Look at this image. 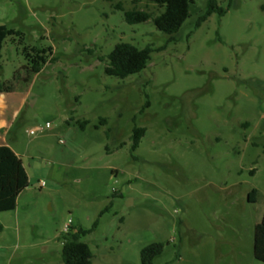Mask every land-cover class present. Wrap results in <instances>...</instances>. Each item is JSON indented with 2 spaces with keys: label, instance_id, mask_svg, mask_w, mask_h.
Wrapping results in <instances>:
<instances>
[{
  "label": "rangeland",
  "instance_id": "rangeland-1",
  "mask_svg": "<svg viewBox=\"0 0 264 264\" xmlns=\"http://www.w3.org/2000/svg\"><path fill=\"white\" fill-rule=\"evenodd\" d=\"M208 1L170 42L116 7L162 13L149 0H0V26L22 34L4 42L0 81L52 49L7 136L31 185L0 213V264H63L74 228L92 231V264H141L152 244L155 264H264V0H221L226 14L197 28ZM120 43L151 47L148 67L109 76Z\"/></svg>",
  "mask_w": 264,
  "mask_h": 264
},
{
  "label": "trees",
  "instance_id": "trees-1",
  "mask_svg": "<svg viewBox=\"0 0 264 264\" xmlns=\"http://www.w3.org/2000/svg\"><path fill=\"white\" fill-rule=\"evenodd\" d=\"M197 0H155L153 3L160 9L158 15L148 10H125L122 3L117 9L123 11L125 21L129 25L143 24L152 21L156 28L162 33L170 36V42L174 41V36L181 30L187 20L191 17V7ZM221 0H209L205 12L199 17L196 27L199 28L213 14L224 16V10L219 2ZM164 10V11H162ZM22 34L16 32L5 25L0 26V59L4 42L7 39H21ZM20 41V42H21ZM29 48H25L27 52ZM31 67L24 69L31 76L41 73L48 63V54L52 49L37 50L31 49ZM154 50L151 47L138 49L129 43L118 44L114 51L108 56V67L106 73L111 77L126 79L144 71ZM3 67L0 65V73ZM5 82L0 81V90L5 87ZM145 129L134 130V149H137L141 139L145 136ZM30 186V180L23 160L8 146L0 147V213L14 211L17 208V201L20 194ZM256 191L250 195L253 201ZM97 227V223L95 224ZM92 231L83 229H73L64 238L61 258L63 264H92V251L88 244L81 242V238ZM164 247L161 244H152L144 248L141 252V264H155V260L163 253ZM254 256L259 262L264 263V215L261 223L255 228L254 234Z\"/></svg>",
  "mask_w": 264,
  "mask_h": 264
},
{
  "label": "crops",
  "instance_id": "crops-1",
  "mask_svg": "<svg viewBox=\"0 0 264 264\" xmlns=\"http://www.w3.org/2000/svg\"><path fill=\"white\" fill-rule=\"evenodd\" d=\"M33 77H30L26 70L18 71L13 81H3L6 85L0 90V147H10L20 158V154L9 144L7 136L28 103V85ZM29 180L31 185V179L29 178Z\"/></svg>",
  "mask_w": 264,
  "mask_h": 264
},
{
  "label": "built area",
  "instance_id": "built-area-1",
  "mask_svg": "<svg viewBox=\"0 0 264 264\" xmlns=\"http://www.w3.org/2000/svg\"><path fill=\"white\" fill-rule=\"evenodd\" d=\"M52 129V124L51 123H47L45 128H41V127H38L32 131L29 132L30 135H35L37 134L38 132H44L46 130H51ZM45 186L44 182L42 184H40V187L43 188ZM71 228L70 225H66L65 227V230L68 231L69 229Z\"/></svg>",
  "mask_w": 264,
  "mask_h": 264
},
{
  "label": "water",
  "instance_id": "water-1",
  "mask_svg": "<svg viewBox=\"0 0 264 264\" xmlns=\"http://www.w3.org/2000/svg\"><path fill=\"white\" fill-rule=\"evenodd\" d=\"M149 1H155V0H149Z\"/></svg>",
  "mask_w": 264,
  "mask_h": 264
}]
</instances>
